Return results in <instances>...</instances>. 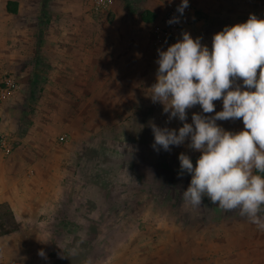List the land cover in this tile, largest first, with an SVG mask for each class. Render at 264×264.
Masks as SVG:
<instances>
[{"label":"rangeland","instance_id":"1","mask_svg":"<svg viewBox=\"0 0 264 264\" xmlns=\"http://www.w3.org/2000/svg\"><path fill=\"white\" fill-rule=\"evenodd\" d=\"M166 1L34 0L38 11L31 27L37 31V54L27 57L20 70L0 72V86L7 76L19 80L13 95L0 99L6 107L15 106L17 133L37 122L48 137L41 149L31 151L62 158L58 166L63 172L57 176L62 199L42 216L48 264H212L214 254L226 255L222 264H257L264 254V231L238 210H222L207 198L198 208L184 201L191 175L178 176V157L188 154L195 166L199 152L186 145L172 146L170 152L152 147L150 122L163 127L167 114L148 95L156 80L157 49L169 45L154 41V21L144 22L140 15L156 5L155 20L160 19ZM202 1L191 0L195 17L182 33L202 37L211 49L213 35L230 24L204 11ZM244 3L238 0L237 6ZM246 13L237 15L239 23ZM77 29L118 32L109 45L96 37L94 83L74 80L85 76L83 71L76 75L70 67L56 68L59 48L67 52L69 65L77 49L56 44L62 40L56 35ZM65 36L63 40L73 39ZM215 105L222 110V100ZM193 112L202 109L188 110L189 123ZM217 123L234 132L244 127L242 119ZM167 126L178 130L182 124L174 119ZM53 135L55 145L50 146ZM1 210L0 232L15 226L12 211Z\"/></svg>","mask_w":264,"mask_h":264},{"label":"clouds","instance_id":"2","mask_svg":"<svg viewBox=\"0 0 264 264\" xmlns=\"http://www.w3.org/2000/svg\"><path fill=\"white\" fill-rule=\"evenodd\" d=\"M188 6L189 0H181L176 11L183 15ZM179 22L176 16L168 21ZM201 40L185 31L166 50L157 49L148 96L163 106L167 121L163 127L150 122L152 147L170 152L186 145L200 153L195 166L188 154L178 157V176L191 175L182 194L186 203L198 208L207 198L264 231V18L250 14L225 26L213 35L211 50ZM219 100L223 107L216 111ZM197 105L202 112H193L189 123L188 110ZM174 119L182 124L178 130L167 126ZM241 119L244 127L236 132L217 123ZM38 254L45 257L43 250Z\"/></svg>","mask_w":264,"mask_h":264},{"label":"crops","instance_id":"3","mask_svg":"<svg viewBox=\"0 0 264 264\" xmlns=\"http://www.w3.org/2000/svg\"><path fill=\"white\" fill-rule=\"evenodd\" d=\"M242 1L245 3L239 7L238 0H203L202 4L204 11L211 16L225 19L230 26L239 23L237 15L240 12H247L243 22L250 14L264 18V0ZM36 7L34 0H0V72L2 69L20 70L21 64L27 62V57L37 54V31L31 27V16L38 11ZM156 7L159 6H150L148 10L156 12ZM70 32H58L56 36L62 40H56V44L64 46L65 43H71L73 48H77L73 51L71 65L65 59L67 52L59 48L56 51V68L64 70L70 67L75 70L76 75L83 71L85 76H77L74 80L79 81L81 78L84 83H94L95 77L92 75L97 68L96 37H104L105 44L109 45L112 43L113 34L118 32L104 30L102 33L96 29H77ZM65 35L73 39L63 40L67 37ZM63 83H69V80H63ZM6 105V102L0 101V135L9 133L13 149L5 152L0 148V211L2 208H9L13 213L15 226L0 234V264H48L47 222L42 216L53 211L57 207L58 199H62V194L58 196L57 191L58 170L63 172L62 167L58 166V160L61 162L62 158L36 156L31 150L41 149L48 132L35 122L27 127L25 133H17L16 108ZM51 139L50 146H54L55 136ZM60 186L62 189L63 186ZM40 250H43L45 257L38 254ZM209 260L214 262L212 264H222L226 255H210ZM257 264H264V254L260 256Z\"/></svg>","mask_w":264,"mask_h":264},{"label":"built area","instance_id":"4","mask_svg":"<svg viewBox=\"0 0 264 264\" xmlns=\"http://www.w3.org/2000/svg\"><path fill=\"white\" fill-rule=\"evenodd\" d=\"M181 3V0H169L166 1L164 6L163 15L160 19L154 20L153 23V38L156 43L171 45L173 44L181 31L192 21L195 17V10L189 0V6L184 10L183 15L176 11L177 6ZM179 17V23L169 24L168 21L172 17ZM19 88L18 80L13 76H7L4 78L2 85L0 86V99H6L12 96ZM61 140L65 139L64 135L59 137ZM0 148L5 152H10L13 148V144L9 137V134L0 135Z\"/></svg>","mask_w":264,"mask_h":264},{"label":"trees","instance_id":"5","mask_svg":"<svg viewBox=\"0 0 264 264\" xmlns=\"http://www.w3.org/2000/svg\"><path fill=\"white\" fill-rule=\"evenodd\" d=\"M140 16H141V19H142L144 22H152V21H154L155 18H156V13L147 9V10L143 11V12L141 13ZM209 49H210V48H209ZM210 50H211V49H210ZM6 231H8V230H4V231L0 232V234H1V233H4V232H6Z\"/></svg>","mask_w":264,"mask_h":264}]
</instances>
